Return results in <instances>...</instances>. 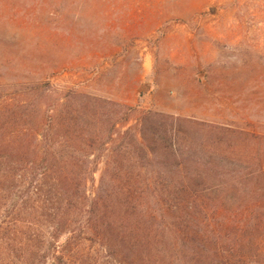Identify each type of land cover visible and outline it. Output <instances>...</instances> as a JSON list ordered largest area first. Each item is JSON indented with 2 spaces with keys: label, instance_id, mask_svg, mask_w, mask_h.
<instances>
[{
  "label": "rangeland",
  "instance_id": "374dc122",
  "mask_svg": "<svg viewBox=\"0 0 264 264\" xmlns=\"http://www.w3.org/2000/svg\"><path fill=\"white\" fill-rule=\"evenodd\" d=\"M34 5L0 0L1 137L37 130L49 111L46 147L68 145L75 170L97 168L88 189L102 180L108 194L135 150L117 133L134 118L114 129L122 106L221 127L231 152L248 144L230 140L242 129L264 152V0H43L36 18L12 14Z\"/></svg>",
  "mask_w": 264,
  "mask_h": 264
},
{
  "label": "trees",
  "instance_id": "16d2710c",
  "mask_svg": "<svg viewBox=\"0 0 264 264\" xmlns=\"http://www.w3.org/2000/svg\"><path fill=\"white\" fill-rule=\"evenodd\" d=\"M10 1L35 4L13 11L23 19L43 5ZM122 108L114 129L134 118L117 133L133 136L135 150L113 166L111 194L102 180L88 189L97 168L75 170L64 138L62 150L46 147L56 125L49 111L37 130L0 136V264H264L261 136L233 129L230 140L250 136L247 151H226L221 127Z\"/></svg>",
  "mask_w": 264,
  "mask_h": 264
}]
</instances>
